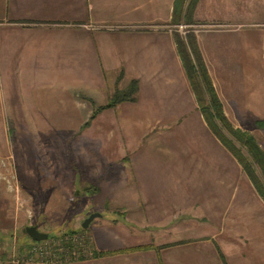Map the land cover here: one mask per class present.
<instances>
[{"label": "crops", "instance_id": "1", "mask_svg": "<svg viewBox=\"0 0 264 264\" xmlns=\"http://www.w3.org/2000/svg\"><path fill=\"white\" fill-rule=\"evenodd\" d=\"M233 1L236 0H198L192 19L194 22L217 25L246 23L236 21L241 18L239 16L235 21L229 16L234 13L232 8H235V13L243 9L249 14L246 1L243 8L241 3L232 4ZM172 4L173 0H0V113H76L77 123L72 125L69 120L63 128L78 126L79 130L85 129L83 134L92 135L95 132L94 159L105 162L103 168L106 167L97 182L102 189L97 187L99 191L112 194L115 205L126 211L127 219L137 220L142 231L151 222V210L164 209L165 206L144 202L138 196L151 192V180L146 179L149 178L146 163H138L145 162L144 158L138 160L137 154H132L128 158L131 168H121L124 167L123 162L120 167L115 165L119 155L124 159L126 155L121 139L125 140V145H135L137 151L144 138L142 130L153 128L152 123L181 122L191 109L198 112L201 120L172 34L167 29ZM215 7L220 10L218 13H201ZM261 14L264 15L263 10ZM88 24L118 27L89 29ZM210 29L203 28L194 36L225 116L226 113L248 112L249 106L260 103L262 106L263 101L260 100L264 99V89L258 80H262L263 76L252 78L247 65L249 62L264 64V59L252 55L254 46H249L247 31ZM117 77L121 81L137 80V99L101 110L87 127L81 129L93 109L86 99H81V94L95 105L104 104L107 82L112 86ZM159 79L163 90L157 94L152 88ZM173 83L175 87H169ZM142 86L147 87L150 94L147 101L152 102V107L146 100H140ZM161 96L164 103L159 100ZM251 111L254 109L251 108ZM109 146L117 152V157L108 154ZM199 172L194 174L199 176ZM236 188L238 196L226 197L230 201L234 199V203L238 202L237 206L241 207V203L246 202L245 191L248 188ZM206 201L214 203V200ZM119 215L122 216V213ZM111 221L109 228L117 227V234L104 228L109 225L104 224L101 228L109 233L107 240L111 238V233V242L133 239V228H128L117 218ZM263 227L260 223L258 229L264 231ZM253 231L257 233V229ZM165 233H159V238L165 240L163 237L169 235ZM213 236L214 233L208 234L206 241L198 243L195 248L181 249L176 247L177 244L162 248L163 245L139 242L138 239V243L116 247L110 242L102 244L103 240H95L91 234L96 256L75 264H228L223 259L219 260L218 253L222 255L220 250L210 248L209 241ZM143 245L153 247L127 249ZM3 253L0 261H4ZM236 255L239 257V260L235 259L236 264H264V249L255 250V261L248 260V254L241 250Z\"/></svg>", "mask_w": 264, "mask_h": 264}, {"label": "rangeland", "instance_id": "2", "mask_svg": "<svg viewBox=\"0 0 264 264\" xmlns=\"http://www.w3.org/2000/svg\"><path fill=\"white\" fill-rule=\"evenodd\" d=\"M245 1L249 14L242 9L239 10V15L235 13V8H232L234 13L229 16L232 21L239 16L241 18L236 21L246 23L217 25L180 22L179 24L184 26L179 28L177 24H169L168 21L167 29L169 33L176 32L180 36H184L186 32L195 35L207 27L211 28L210 30L235 32L246 30L249 46H254L252 55L264 59V15L261 14V10L264 11V0H236L232 4L241 3L243 8ZM204 6L202 3V7ZM218 11L220 10L215 7L202 10L201 13L207 15ZM117 27L88 24L89 29ZM250 63L247 65L248 74L255 79L263 76L262 80H258V84L261 83L264 89V64ZM127 82L119 78L115 79L112 86L107 82L108 87L104 90L105 101L115 88L121 89ZM169 87L174 88L175 83ZM152 90L157 94L163 90L161 79ZM149 96L147 87L142 86L140 100H146L152 107V102L147 101ZM80 97L86 98L82 94ZM184 97L186 101V96ZM159 100L164 103L162 96ZM260 101H263L262 106L261 103L254 107L249 106L248 112L226 115L234 127L238 126L241 130L250 132L264 151V129H258L253 124L255 120L264 118V99ZM185 106L187 107L186 104ZM251 108L254 111H251ZM75 115L76 113L47 112L0 113V256L1 252L5 255L4 261L0 263L13 264L12 258L30 256V246L45 247L49 253L63 252V258H56L54 254L51 262H47L49 264L54 261L55 264H75L78 261L93 259L91 255L95 248L90 240L91 234L95 240H103L102 244L110 242V245L116 247L126 245L125 243H138V239L139 242L163 245L162 248L177 244V248L192 249L197 247L198 243L206 241L208 234L214 233L209 243L210 248L221 251L222 257L219 256V260L236 264L235 259L239 260L236 254L240 250L248 254V260H256L255 250L264 249V231L258 229L260 223L264 226V202L255 193L235 159L210 133L204 122L202 123L201 115V120L199 119L196 110L191 109L185 113L181 122L161 121L156 125L152 123L153 128L142 130L144 138L137 151L135 145H125V140L121 139L126 155L125 159L119 155L115 165L120 167L123 162L124 167L121 168H131L128 158L132 154H137L138 160L144 158L145 162L138 163H146L145 170L149 177L146 179L151 180V192L140 193L138 196L142 197L144 202L157 203L166 208L151 210V222L145 225L143 231L137 220L127 219L126 211L115 205L112 194L99 191V188L102 189L98 184L99 176L103 175L102 171L106 167L103 168L105 162L94 159L95 132H92V136L83 134L85 129L79 130L78 126L63 128L69 124V120L72 125L77 123ZM147 140L150 142L147 143ZM144 152L146 154H142ZM108 154L118 156L112 146H109ZM199 170V176H196L194 173ZM188 172L191 173L187 176ZM10 174L14 175L18 185V199L6 189L1 179L2 175L8 177ZM131 180L135 182L134 177ZM244 186L248 188V191H245L246 202L241 203L239 207L238 202L234 203V199L230 201L226 195L235 198L239 195L236 187L243 190ZM206 200H214V203ZM211 205L214 206L210 207ZM92 212L99 213V216L94 217L86 228H81L82 220ZM119 213H122V216ZM112 218H117L128 228H133L135 233L133 232L132 240L111 242L112 233L117 234V227L109 228L113 222ZM167 221L168 224H165ZM256 223L258 224L255 225ZM104 224H109L104 228L113 230L108 240L109 233H105L101 228ZM29 225H35L39 231L45 232L47 238L31 242L24 232V227ZM256 229L257 233L253 231ZM69 230H77L75 234L80 236L81 245H76L73 250L65 253L66 249L61 247L59 240L60 235ZM165 232L169 233L168 237H163L165 240L160 239L159 233L162 235L166 234ZM84 240L92 248L81 247Z\"/></svg>", "mask_w": 264, "mask_h": 264}, {"label": "trees", "instance_id": "3", "mask_svg": "<svg viewBox=\"0 0 264 264\" xmlns=\"http://www.w3.org/2000/svg\"><path fill=\"white\" fill-rule=\"evenodd\" d=\"M198 0H173L171 17L169 24L196 23L192 19V13ZM173 41L177 55L181 61L184 74L188 81L189 87L193 93L197 109L201 115L203 122L210 133L217 141L229 152L232 158L240 166L249 182L251 183L255 193L264 202V151L259 146L255 137L246 130L234 127L223 113L221 103L213 89L210 77L206 67L202 61L199 49L196 44L195 36L191 32H186L184 36H180L176 32H172ZM121 71L118 76L120 77ZM118 78V77H117ZM137 91V80L130 79L127 84L121 88H115L108 96L104 104L95 105L89 98H85L93 109L87 120L82 123L81 129L88 126L90 120L101 110L115 106L121 102H134ZM258 129H264V118L257 119L253 122ZM80 231H82L80 229ZM25 232V231H24ZM77 230L65 231L60 235L61 247L65 248L68 253L76 245L65 240L64 236L73 235ZM27 238L31 242H35ZM83 247H91L84 240ZM166 246V245H165ZM153 247L150 245L135 246L127 248L140 249ZM218 251V250H217ZM56 258H63V252H53ZM107 252H105L106 254ZM97 251H93L91 257H95ZM220 257L222 255L218 253Z\"/></svg>", "mask_w": 264, "mask_h": 264}, {"label": "built area", "instance_id": "4", "mask_svg": "<svg viewBox=\"0 0 264 264\" xmlns=\"http://www.w3.org/2000/svg\"><path fill=\"white\" fill-rule=\"evenodd\" d=\"M176 26L181 28L184 25L182 26L181 24H177ZM1 179L4 182L6 189L8 191L12 192L13 196L16 197V199H18V196H19L18 185L16 183L14 175L10 174V175H8V177L2 175ZM63 238L65 240L75 244V245H81L80 236L77 234L64 236ZM81 247H83V245ZM46 250L47 249L45 247L41 248L39 246H33V247L30 246V248L28 250V254H30V256H18V257L12 258L11 262L13 264H40V263L41 264H49L47 262H51L52 256H54V253L46 252ZM72 250H73V248H72ZM52 263L55 264V261Z\"/></svg>", "mask_w": 264, "mask_h": 264}, {"label": "water", "instance_id": "5", "mask_svg": "<svg viewBox=\"0 0 264 264\" xmlns=\"http://www.w3.org/2000/svg\"><path fill=\"white\" fill-rule=\"evenodd\" d=\"M99 213L97 212H92L88 214L81 222L80 227L81 228H86L89 222L94 218L98 217ZM24 231L26 235L34 240V241H39V240H44L47 238V234L45 232L39 231L35 225H29L24 227Z\"/></svg>", "mask_w": 264, "mask_h": 264}]
</instances>
